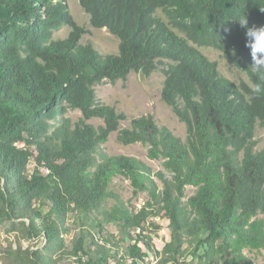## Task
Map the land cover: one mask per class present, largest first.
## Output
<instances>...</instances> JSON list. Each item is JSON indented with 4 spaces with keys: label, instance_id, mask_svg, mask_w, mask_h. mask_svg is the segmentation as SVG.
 <instances>
[{
    "label": "trees",
    "instance_id": "1",
    "mask_svg": "<svg viewBox=\"0 0 264 264\" xmlns=\"http://www.w3.org/2000/svg\"><path fill=\"white\" fill-rule=\"evenodd\" d=\"M68 1L0 0V220L38 242L11 246L10 264H252L248 254L264 252V71L251 67L238 18L264 27V0H78L93 28L118 39L110 55L81 42ZM201 48L249 83L225 77ZM158 70L185 142L152 116L121 129L126 115L98 99L104 81ZM115 132L162 170L104 154ZM119 177L147 196L139 210L112 189ZM156 218L171 227L162 250Z\"/></svg>",
    "mask_w": 264,
    "mask_h": 264
},
{
    "label": "rangeland",
    "instance_id": "2",
    "mask_svg": "<svg viewBox=\"0 0 264 264\" xmlns=\"http://www.w3.org/2000/svg\"><path fill=\"white\" fill-rule=\"evenodd\" d=\"M68 7L76 23L85 31L81 40L83 44H92L103 55L118 54V39L108 30L93 28L90 24L89 16L83 11L78 0H69ZM69 33L70 29L63 28L55 36L65 39ZM200 50L210 61L217 63L220 72L225 77L236 84L243 81L249 83L247 75L237 68L230 66L219 51L210 48H201ZM164 80L165 77L160 70L153 73L150 77H145L142 74H131L127 81H118L115 84L104 81L97 85L96 91L101 103L115 108L118 113L126 115V120L121 122V129L130 128L133 119L152 116L159 126L168 128L175 136L185 142L188 135L185 123L162 100L161 93ZM67 118H70L76 124L82 119V114L79 111L71 110L68 112ZM89 123L95 127L103 125V121L99 119H93ZM119 135V132L113 133L109 141L102 146L101 151L104 154L109 156L124 155L134 157L148 165L154 174L162 170L160 166L161 162L148 158V147L141 143L124 145L119 140ZM256 139L258 142L256 150L264 152V125L258 128ZM156 181L161 187L162 185L157 178ZM112 189L129 206L137 210L147 200L145 194L135 195L131 182L124 177L117 178L113 182ZM194 192V188H187L188 197L192 196ZM260 218L264 219V215H261ZM150 223H154L155 226L160 228L157 234L152 235V237L155 247L162 250L164 244L170 241L171 238L170 223L159 218L150 220ZM147 227L152 228L149 224ZM18 228V226L13 228V225L9 222H2L0 220V264H10L7 254L11 246L13 249H17L19 245H22L24 248H32L38 243L34 240H28ZM248 256L252 264H264V252L260 254H248Z\"/></svg>",
    "mask_w": 264,
    "mask_h": 264
},
{
    "label": "clouds",
    "instance_id": "3",
    "mask_svg": "<svg viewBox=\"0 0 264 264\" xmlns=\"http://www.w3.org/2000/svg\"><path fill=\"white\" fill-rule=\"evenodd\" d=\"M264 11V8L261 9ZM241 27L246 28V46L251 50L252 68L258 72L264 71V27H248V19L245 15L238 18ZM262 89L259 85L254 91L260 92Z\"/></svg>",
    "mask_w": 264,
    "mask_h": 264
}]
</instances>
